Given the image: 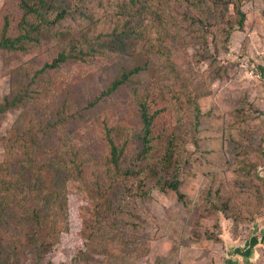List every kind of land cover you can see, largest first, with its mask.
I'll list each match as a JSON object with an SVG mask.
<instances>
[{
    "label": "trees",
    "instance_id": "16d2710c",
    "mask_svg": "<svg viewBox=\"0 0 264 264\" xmlns=\"http://www.w3.org/2000/svg\"><path fill=\"white\" fill-rule=\"evenodd\" d=\"M248 18L243 0H17L16 12L0 18V70L9 78L0 97V264L19 262L30 247L48 253L63 240L71 230L73 192L88 202L79 232L85 245L98 233L94 221L107 218L113 207L117 185L128 191L137 183L139 196L158 188L185 202L184 179L193 169L188 144L202 148V124L220 108L229 111L227 103L232 119L219 128L237 150L238 174L255 197L257 163L249 154L260 142L251 125L263 109L247 94L233 92L223 105H217L221 95L211 104V78L194 83L182 74L183 82L166 89L169 85L140 76L154 57L178 73L183 63V72L194 74L193 58L210 66L221 62L220 51L227 49L235 31L244 30ZM51 40L59 46L51 62L39 68L22 56ZM110 54L144 63L122 64L99 95L129 86L132 108L124 116L96 118L92 128L103 150L94 159L86 141L74 134L79 132H68L67 106L55 111L44 100L62 82V65L90 63ZM15 56L18 61H12ZM221 64L217 74L223 71ZM18 109L17 117L1 127L7 113ZM216 194L211 207L239 220L231 212L230 198Z\"/></svg>",
    "mask_w": 264,
    "mask_h": 264
},
{
    "label": "rangeland",
    "instance_id": "374dc122",
    "mask_svg": "<svg viewBox=\"0 0 264 264\" xmlns=\"http://www.w3.org/2000/svg\"><path fill=\"white\" fill-rule=\"evenodd\" d=\"M243 2L249 15L246 27L235 31L227 49L220 51L221 62L210 66L193 58L194 74L184 73L183 68L187 69V66L183 63L178 67V73L173 72V66L163 65L154 57L140 76L169 85L166 89L173 83L183 82L182 74L194 83L211 78L214 90L211 104L221 95L217 105H223L231 99L227 96L233 92L247 94L255 106L263 109V114L251 125L260 142L259 149L249 154L257 163L253 169L255 197L250 185L246 186L238 174L240 157L235 156L237 150L233 151L231 139L225 140V132L219 128L220 123L230 124L232 119L233 110L227 103L229 111L220 108L202 124V148L197 150L188 144L193 169L184 179L183 188L188 195L185 202L174 192L151 188L148 194L139 196L137 183L130 184L133 187L128 191L126 186L117 185L113 207L107 218L102 216L99 221H94L98 233L85 245L79 232L88 213V202L81 198L82 194L73 192L70 232L56 242L50 252L30 247L19 262L12 264H264V214L261 215L262 209L258 212L260 201H263L264 209V0ZM16 4L17 0H0V18L16 12ZM58 48L57 40L43 41L31 48L32 54L22 56L40 68L45 62H51ZM13 60L18 61V57ZM132 63H144V60L110 54L90 63L68 62L60 67L61 75L58 76L62 82L54 87L57 90L52 89L53 96L49 94L44 100H49L55 111L62 104L67 106L70 114L67 130L79 132L74 134L86 141L89 157L97 159L103 150L102 141L92 128L96 118L124 116L131 111L129 86L110 95H99L122 64ZM220 64L224 66L223 71L217 74ZM179 75L181 78L175 79ZM8 81V76L0 70V97L6 93ZM93 101L97 103L94 106L91 105ZM34 104L41 107V103ZM19 111L21 109L8 112L1 127L15 119ZM214 136L218 140L212 142ZM3 153L0 144V158ZM217 192L224 199L230 198L231 212L239 215V220L211 207ZM252 214L255 218L250 220Z\"/></svg>",
    "mask_w": 264,
    "mask_h": 264
}]
</instances>
